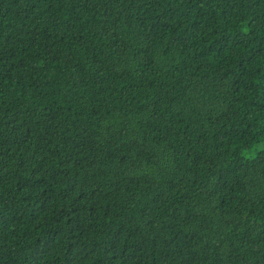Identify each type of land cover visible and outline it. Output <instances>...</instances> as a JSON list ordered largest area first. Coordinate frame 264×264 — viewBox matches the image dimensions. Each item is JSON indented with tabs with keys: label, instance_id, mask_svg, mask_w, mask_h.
I'll return each mask as SVG.
<instances>
[{
	"label": "trees",
	"instance_id": "1",
	"mask_svg": "<svg viewBox=\"0 0 264 264\" xmlns=\"http://www.w3.org/2000/svg\"><path fill=\"white\" fill-rule=\"evenodd\" d=\"M0 264H264V0H0Z\"/></svg>",
	"mask_w": 264,
	"mask_h": 264
},
{
	"label": "rangeland",
	"instance_id": "2",
	"mask_svg": "<svg viewBox=\"0 0 264 264\" xmlns=\"http://www.w3.org/2000/svg\"><path fill=\"white\" fill-rule=\"evenodd\" d=\"M246 155H247V156H250V153H249V152H247V153H246Z\"/></svg>",
	"mask_w": 264,
	"mask_h": 264
}]
</instances>
